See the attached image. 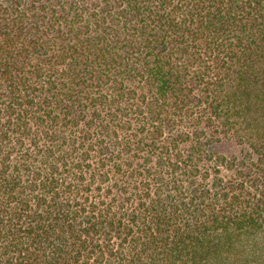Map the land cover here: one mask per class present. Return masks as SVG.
Here are the masks:
<instances>
[{
    "label": "trees",
    "instance_id": "1",
    "mask_svg": "<svg viewBox=\"0 0 264 264\" xmlns=\"http://www.w3.org/2000/svg\"><path fill=\"white\" fill-rule=\"evenodd\" d=\"M0 264H264V0H0Z\"/></svg>",
    "mask_w": 264,
    "mask_h": 264
},
{
    "label": "rangeland",
    "instance_id": "2",
    "mask_svg": "<svg viewBox=\"0 0 264 264\" xmlns=\"http://www.w3.org/2000/svg\"><path fill=\"white\" fill-rule=\"evenodd\" d=\"M221 152H224V153H228V152H232L234 150V148L232 147H227L226 145L225 146H222L220 148H218Z\"/></svg>",
    "mask_w": 264,
    "mask_h": 264
}]
</instances>
